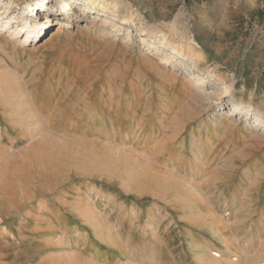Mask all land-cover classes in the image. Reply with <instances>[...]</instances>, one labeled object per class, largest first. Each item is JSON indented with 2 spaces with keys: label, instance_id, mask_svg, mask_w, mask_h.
I'll return each mask as SVG.
<instances>
[{
  "label": "rangeland",
  "instance_id": "rangeland-1",
  "mask_svg": "<svg viewBox=\"0 0 264 264\" xmlns=\"http://www.w3.org/2000/svg\"><path fill=\"white\" fill-rule=\"evenodd\" d=\"M52 1L0 0V264H264V0Z\"/></svg>",
  "mask_w": 264,
  "mask_h": 264
},
{
  "label": "bare ground",
  "instance_id": "bare-ground-1",
  "mask_svg": "<svg viewBox=\"0 0 264 264\" xmlns=\"http://www.w3.org/2000/svg\"><path fill=\"white\" fill-rule=\"evenodd\" d=\"M45 1H47V2H53L52 0H45ZM89 2H91L92 3V6H90V7H86V9H85V11H83L84 13H86V14H96V7H98V6H102V7H105V6H103L104 4H106V5H108L110 8H111V6H113L111 3H109L107 0H88ZM44 2V1H43ZM62 2H64V3H62ZM57 4H61V6H68V7H72V5H75V1H68V0H59V1H57L56 2ZM114 7H116V5H114ZM10 8H11V6H8V7H6V9H8V10H10ZM113 8V7H112ZM108 9V8H107ZM37 10H40V9H37ZM46 10H48V4H47V6L45 7V10L44 11H46ZM5 13H7L6 11H4L3 10V8H0V18H2L3 17V15L5 14ZM38 13H39V11H38ZM36 14V16H39V14ZM98 14H99V16H102V17H107V18H109L110 20H115V21H117L118 23H120L121 25H128V24H131V22L133 21V20H135L136 18H138V16H139V13L137 12V11H134V12H132L130 15H129V17H126V18H122V19H118V17L116 16V15H114L113 13H107V12H98ZM208 94H210V95H212V93H208ZM240 105H238V104H235V103H233V104H231V105H229V110H230V112H234V113H236V112H238V110H242L243 108L242 107H239ZM2 143H4V142H2ZM1 143V144H2ZM42 147V146H41ZM39 147H37V149H38ZM42 150V149H41ZM37 151V150H36ZM39 152V151H38ZM41 152V151H40ZM47 152V151H46ZM45 151H44V153H46ZM43 153V154H44ZM48 153V152H47ZM5 154V153H4ZM11 154V153H10ZM35 154V153H34ZM13 155V154H12ZM48 156V155H47ZM12 157V156H11ZM1 162H3L2 160H0V164H1ZM25 165V164H24ZM19 167V166H18ZM7 168V167H6ZM18 170V169H17ZM17 170L14 168V169H12L11 171H9L8 173L6 172V174L4 175V176H6V177H8V178H16V176H17ZM19 170H21L20 168H19ZM19 170H18V173H19ZM3 176V175H2ZM13 182H15V181H13ZM16 183V182H15ZM17 185V184H16ZM4 186V185H3ZM15 186V185H14ZM18 187V186H17ZM3 188V187H2ZM1 191V190H0ZM4 191V190H3ZM5 191H8L7 189L5 190ZM1 193V192H0ZM3 193V192H2ZM10 193V192H9ZM12 193V192H11ZM7 194H8V192H7ZM10 195V194H9ZM11 196V195H10ZM18 196V195H17ZM9 197V196H8ZM7 197V198H8ZM12 197V196H11ZM9 199V198H8ZM3 200V199H2ZM10 200V199H9Z\"/></svg>",
  "mask_w": 264,
  "mask_h": 264
}]
</instances>
